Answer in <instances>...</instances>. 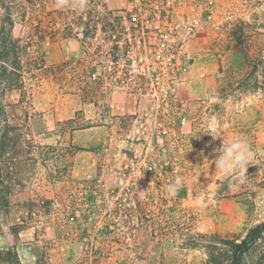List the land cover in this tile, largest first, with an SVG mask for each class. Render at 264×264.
I'll list each match as a JSON object with an SVG mask.
<instances>
[{
  "label": "rangeland",
  "instance_id": "1",
  "mask_svg": "<svg viewBox=\"0 0 264 264\" xmlns=\"http://www.w3.org/2000/svg\"><path fill=\"white\" fill-rule=\"evenodd\" d=\"M10 17L46 68L28 81L30 104L19 111L31 113L37 143L63 151L37 156L11 199L51 200V211L35 208L19 238L3 222L0 251L15 248L21 264L161 256L205 264L203 250L186 246L188 233L243 238L264 221V0H84L62 9L0 0V29ZM235 137L255 156L247 182L230 187L213 161ZM176 176L185 183L170 198ZM154 232L162 241L144 242Z\"/></svg>",
  "mask_w": 264,
  "mask_h": 264
},
{
  "label": "trees",
  "instance_id": "2",
  "mask_svg": "<svg viewBox=\"0 0 264 264\" xmlns=\"http://www.w3.org/2000/svg\"><path fill=\"white\" fill-rule=\"evenodd\" d=\"M8 26L0 29V235L3 232V222L10 221L12 235L19 238L28 221L37 215L33 210L40 207L46 210H41L42 213L49 214L52 201L35 199L24 204H14L11 199L17 189L28 181L31 163L37 162V156L55 155L63 150L60 144L53 146L37 143L28 131L31 113L27 110L23 113L19 111L24 105L30 104L28 81H38L46 68L43 66L44 60L30 51L29 44L22 43L13 35L14 24L11 17ZM15 94L18 98H14ZM72 122L74 120L67 123ZM80 150L73 145L68 149L71 153ZM42 164L48 170L47 161ZM58 172L51 173L53 181L57 183L63 180L60 168ZM24 207L28 211H23ZM160 235L164 234L150 233L144 242L157 240L160 243ZM185 240L189 249H201L205 252V264H264V221L250 228L243 238L188 233ZM155 258L154 264H166L163 256ZM160 258L161 261H157ZM140 259L141 257L136 258ZM133 261L134 259L129 260L125 264H135ZM0 262L21 264L15 248L0 251ZM36 264L51 263L45 258Z\"/></svg>",
  "mask_w": 264,
  "mask_h": 264
},
{
  "label": "clouds",
  "instance_id": "3",
  "mask_svg": "<svg viewBox=\"0 0 264 264\" xmlns=\"http://www.w3.org/2000/svg\"><path fill=\"white\" fill-rule=\"evenodd\" d=\"M58 8L71 7L83 8L84 0H55ZM214 139L222 137L219 131H210ZM223 139V138H222ZM218 156L213 161L215 170L225 176L230 177V187L233 185H243L247 182L248 167L252 164L255 153L250 142L244 137H235L227 142L223 139L222 147L217 149ZM185 177L176 176L166 188L168 197H175L184 186Z\"/></svg>",
  "mask_w": 264,
  "mask_h": 264
}]
</instances>
